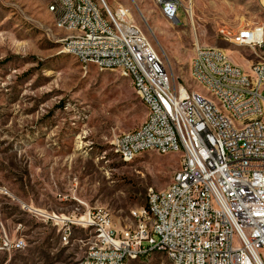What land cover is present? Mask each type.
<instances>
[{
  "label": "rangeland",
  "instance_id": "rangeland-1",
  "mask_svg": "<svg viewBox=\"0 0 264 264\" xmlns=\"http://www.w3.org/2000/svg\"><path fill=\"white\" fill-rule=\"evenodd\" d=\"M178 1L180 26L163 18L156 0H105L114 13L128 8L177 83L209 98L191 79L195 44L223 49L247 70L257 58L221 39L218 29L264 23V0ZM50 7L49 0H0V188L7 191L0 221L26 241L22 251L0 253V264H79L99 240L94 227L70 225L66 234L61 222L25 206L65 218L102 208L125 227L148 191L167 189L181 164V155L155 151L131 163L118 157L113 139L141 126L147 109L131 80L84 68L65 53L68 33ZM163 263L166 256L153 252L128 264Z\"/></svg>",
  "mask_w": 264,
  "mask_h": 264
},
{
  "label": "built area",
  "instance_id": "built-area-1",
  "mask_svg": "<svg viewBox=\"0 0 264 264\" xmlns=\"http://www.w3.org/2000/svg\"><path fill=\"white\" fill-rule=\"evenodd\" d=\"M62 2L66 11L58 18L64 24L81 25L80 33L66 38L64 49L80 50L84 68L92 66L89 57H97L100 72L121 70L142 104L149 106L146 122L135 134L115 136V153L122 160V155L150 145L168 155L179 152L183 166L175 172L176 186L169 196L148 191L157 212L156 230H149L144 206L131 211L138 213V220L120 228L102 208L65 220L28 206L24 209L46 221L61 222L66 234L70 225L94 227L99 245L89 248L79 264H128L133 260H126L127 252H134V260L142 259L138 250L145 248L170 249L180 264H264L260 253L264 251V125H258V118H264V23L246 24L242 33H231L225 25L218 29L221 39L235 37L252 55L260 52V59L251 61L247 70L216 47L195 46L190 62L191 74L217 90L225 107L247 123V130H240L221 119L206 98L176 82L156 48L148 45V37L132 24L128 8L112 13L103 0ZM156 6L168 23L180 26L178 0H156ZM248 79H255V88H248ZM0 194L7 191L0 188ZM25 247V239L11 234L0 221V253Z\"/></svg>",
  "mask_w": 264,
  "mask_h": 264
},
{
  "label": "bare ground",
  "instance_id": "bare-ground-1",
  "mask_svg": "<svg viewBox=\"0 0 264 264\" xmlns=\"http://www.w3.org/2000/svg\"><path fill=\"white\" fill-rule=\"evenodd\" d=\"M52 1H53L54 8H52V7H50V8H51L52 12L54 13V15L57 16L58 27L60 29L65 30L68 33L66 38L75 37V35H77L78 33L81 32V25L73 24V23L64 24V19H59L58 15H64L65 14L66 3L62 2V0H52ZM103 1L107 6V3L105 2V0H103ZM87 2L96 3L95 0H87ZM69 4H78V0H69ZM107 8L109 9L108 6H107ZM121 8H125V7H121ZM118 10L116 12H118ZM186 10L188 11L190 19L193 22L192 8H189ZM131 15H132V24H134L135 27H137V31L139 33L143 34L142 30L135 24L132 13H131ZM244 31H245V26H241L236 30L231 28V33H242ZM143 36H145V35L143 34ZM66 38L63 40V48L67 47V39ZM224 40L226 41V39H224ZM227 42H229L230 44H232L236 47H241V42L236 41L235 37H227ZM148 45H152L149 42V40H148ZM195 46H200V45L198 43H196ZM261 49H264V37H261ZM64 51H65V53L76 58V60L84 66V58H83V55L80 53V50H78L76 48H69V49H64ZM253 55L257 59H260V52H253ZM89 65H92V66H95L96 68H99L98 58L97 57H89ZM114 72H118L121 75V70H114ZM190 73H191V70H190ZM191 79L194 82H197L200 85L204 86L209 91V94L211 97L206 98L205 96L199 94L198 92L190 90L191 93H196V94L200 95L201 98H206V100L208 102V106H212L215 109V111L218 112L221 119H226L228 124H230L231 128H240V130H247V123H244V119H239L238 115H235L230 109H227V107H225V99L220 96V94L217 92V90H214L212 87L208 86L206 84L205 80L198 79V77L195 75L191 74ZM182 87L187 88L183 84H182ZM248 88H255V79H248ZM144 106L147 109V116H148L149 106L148 105H144ZM144 122H146V120ZM258 125H264V118H258ZM128 134H135V130L128 132ZM113 149H114V147H113ZM151 151H155V152H158V153L164 154V155L168 154L167 151L158 150V149H156V147H151L150 145H143L142 147L134 149V151L131 154L122 155V160L126 163H131L141 154L151 152ZM170 154H179V152H171ZM181 166H183V157L182 156H181L180 168H181ZM175 186H176V178L174 175L173 180H172L171 184L169 185V187L165 190H159V193H161L162 196H169V194H171L173 192V190H175ZM40 211H42V210H40ZM53 216H54V218H59V219L65 220V217L60 218L57 215H53ZM144 216H146V218H147L149 230L158 229L157 212H156L155 205L152 204V197L150 195V192L147 193V202H146V205L144 206ZM131 220H138V213H131ZM95 245H99V240ZM91 248H93V247H91ZM153 252L165 255L167 258V261L169 262L168 264H180V257H173L170 249H166V248H154V249L145 248V249L138 250V258H142L143 256L145 257L148 254H151ZM126 260H134V252H127L126 253ZM118 264H126V263H118ZM163 264H165V263H163Z\"/></svg>",
  "mask_w": 264,
  "mask_h": 264
},
{
  "label": "trees",
  "instance_id": "trees-1",
  "mask_svg": "<svg viewBox=\"0 0 264 264\" xmlns=\"http://www.w3.org/2000/svg\"><path fill=\"white\" fill-rule=\"evenodd\" d=\"M142 258H144V256Z\"/></svg>",
  "mask_w": 264,
  "mask_h": 264
}]
</instances>
